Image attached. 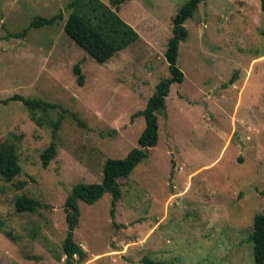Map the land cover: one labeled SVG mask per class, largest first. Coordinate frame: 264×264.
Segmentation results:
<instances>
[{
    "label": "rangeland",
    "instance_id": "374dc122",
    "mask_svg": "<svg viewBox=\"0 0 264 264\" xmlns=\"http://www.w3.org/2000/svg\"><path fill=\"white\" fill-rule=\"evenodd\" d=\"M70 1L0 0V142L15 145L13 183L25 182L16 190L0 177V264H64V202L76 184L101 183L105 161L137 147L145 122L132 116L169 77L164 51L188 0H126L118 12L97 0L138 36L102 64L65 34ZM58 13L54 25L10 36ZM184 27L183 82L157 114V145L120 181L114 216L108 193L78 202L81 264H253L248 238L264 214V13L260 0H204ZM13 95L57 108L37 111L38 124L21 102H5ZM52 141L56 153L43 168ZM19 196L47 207L18 213Z\"/></svg>",
    "mask_w": 264,
    "mask_h": 264
},
{
    "label": "trees",
    "instance_id": "16d2710c",
    "mask_svg": "<svg viewBox=\"0 0 264 264\" xmlns=\"http://www.w3.org/2000/svg\"><path fill=\"white\" fill-rule=\"evenodd\" d=\"M91 4L95 20H92L91 13L85 12L86 0H72L68 3L67 9L70 13L64 22L65 34L74 41L89 57L97 63L107 62L115 53L121 51L128 43L137 39V34L131 30L114 12L97 4V0H88ZM126 0H108V4L116 12ZM204 0H188L182 5L173 19L172 35L168 39L164 51V58L168 65L169 77L159 81L153 95L148 99L146 106L133 114L136 117L144 118V128L137 140V147L130 150L123 159H108L105 161L102 173L103 178L99 184H76L64 202L65 223L67 226L66 237L62 244V252L65 256L64 264H81L86 259V253L74 241V231L79 225L80 211L78 202L93 205L103 195H111L110 215L113 217L115 207L121 199L122 191L120 181H126L131 172L148 157V149L155 147L158 143V119L157 114L163 112L166 107V97L169 94L173 83L183 82V73L177 67L178 49L180 43L186 41L188 32L184 27L185 22L191 19L196 13L198 6ZM97 5V6H96ZM260 10L264 13V0H260ZM89 11V10H88ZM95 12V13H96ZM63 20L62 13L51 17L35 16L27 28L22 32L10 34L12 38H24L30 29H38L44 26H51ZM112 32V33H110ZM73 73L78 77V84L83 85V77L79 64L73 68ZM7 101H19L27 109L31 119L36 120L37 111L46 112L48 109H56L54 104H48L41 100H31L19 95H13ZM38 124L39 120H36ZM60 127V120L52 125V139L57 137ZM56 153L55 142L41 152L40 159L43 168H46ZM21 174V166L18 161L16 147L12 142L3 140L0 142V177L5 183H13L14 179ZM25 182L13 183L16 190H21ZM264 194V189L262 190ZM15 210L18 213H33L37 208L47 207L39 202L25 196L15 199ZM8 236V234H6ZM252 245L253 264H264V214L255 215L253 218L252 232L248 238ZM146 264H151L147 259Z\"/></svg>",
    "mask_w": 264,
    "mask_h": 264
},
{
    "label": "water",
    "instance_id": "95a60500",
    "mask_svg": "<svg viewBox=\"0 0 264 264\" xmlns=\"http://www.w3.org/2000/svg\"><path fill=\"white\" fill-rule=\"evenodd\" d=\"M171 165H172V172H171V174H170V177L172 178V176H173V170H174V168H175V164H174L173 161H171Z\"/></svg>",
    "mask_w": 264,
    "mask_h": 264
}]
</instances>
